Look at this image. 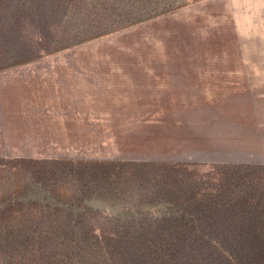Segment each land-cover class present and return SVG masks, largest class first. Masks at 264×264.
Here are the masks:
<instances>
[{"label": "rangeland", "instance_id": "1", "mask_svg": "<svg viewBox=\"0 0 264 264\" xmlns=\"http://www.w3.org/2000/svg\"><path fill=\"white\" fill-rule=\"evenodd\" d=\"M253 26L256 32L241 34L232 0H0V75H30L28 80L3 81L0 95L45 100L51 114L72 106L63 104L62 99L75 97L78 112L109 116L103 121H78L72 136L62 135L59 121L47 119L45 129H41L43 121L35 119L33 123L40 128L31 129L28 146L0 145L3 160L64 159L69 162L59 163L70 168L63 171L66 176L57 178L53 188L33 185L28 173L5 168L0 172V209L7 200L24 201L12 211L27 220L38 215L52 194L63 208L72 206L79 183L77 172L70 167L74 160L264 165V24ZM62 64L92 66L101 71L85 73L93 76L90 81L77 79L72 83L37 78L38 70H53L51 66ZM22 65L33 67L26 72L21 70ZM145 65L217 66V81L249 82L245 85L252 88H217V96L204 104L141 102L152 99L139 95L143 92L140 80L149 74L139 71ZM42 66L46 68H39ZM35 108L38 110V105ZM174 112L205 113V117L214 113L217 119L189 120L193 126H201L194 133L186 127L174 128V120H162L145 129L140 121L130 118ZM193 135L200 136L205 144L216 140V146L180 144L183 137L191 140ZM133 179L123 178L107 193L94 185L88 187L86 195L110 199L108 203L93 199L90 209L107 214L157 211L152 208V186L145 189ZM162 209L167 207H158ZM92 219L77 227L123 228L99 216ZM139 223L144 222L128 223L127 227L137 228ZM4 225L0 230L22 228L15 220Z\"/></svg>", "mask_w": 264, "mask_h": 264}, {"label": "trees", "instance_id": "2", "mask_svg": "<svg viewBox=\"0 0 264 264\" xmlns=\"http://www.w3.org/2000/svg\"><path fill=\"white\" fill-rule=\"evenodd\" d=\"M59 162L69 161L0 158V172L23 171L33 185L53 188L58 177L68 174L63 171H70ZM70 163L79 180L70 209L63 208L52 194L38 215L22 220L12 210L24 201L3 204L0 228L13 220L22 228L0 230V264H264V165L125 160ZM123 178H134L145 189L151 185L155 195L151 205L157 211L107 214L90 209L93 199L102 203L110 199L86 195L88 187L94 185L107 193ZM160 206L167 209L158 210ZM93 216L123 228L77 227ZM137 221L144 223L127 227ZM154 224L157 227L152 228Z\"/></svg>", "mask_w": 264, "mask_h": 264}, {"label": "crops", "instance_id": "3", "mask_svg": "<svg viewBox=\"0 0 264 264\" xmlns=\"http://www.w3.org/2000/svg\"><path fill=\"white\" fill-rule=\"evenodd\" d=\"M234 3V18L235 23L240 28L241 34L243 31L246 34H252L257 31V28L253 25L264 24V0H232ZM261 17V18H260ZM248 66V65H245ZM21 70L30 72V68L33 65H22ZM53 70H38L37 78L42 80H52L54 82L64 81L66 83L75 82L77 79H84L86 81H90L93 77L91 74H85L87 72H96L101 71L97 69H93L95 67H82L79 65L72 64H62V65H54L51 66ZM46 68V67H39ZM91 68V69H89ZM142 69L139 71L144 74L142 76L141 83L143 86V92H139V95L142 97H151V100H143L141 102L146 103H168V104H181V105H191V104H204L211 103V98H215L217 96V88L222 87H230V88H252L249 85H245L243 81L237 80H225V81H217V66L211 65H159V66H141ZM103 71V70H102ZM46 72H50L52 74H46ZM59 72V73H58ZM157 72H162L164 74H153ZM30 75L25 76H15V75H0V85H2L3 81L14 82V80L23 81L24 79L28 80ZM147 83V84H146ZM264 83V82H263ZM264 87V85H263ZM6 91V90H5ZM0 92H2V88H0ZM238 93L240 91H233ZM242 93V91L240 92ZM23 95V94H22ZM56 98L54 101H57ZM63 100V104H68L72 106H68L64 111L54 112L51 114L50 111H47L45 106V100L38 99L35 100L33 97H29L27 95L23 96H9L6 93L4 95H0V145L15 147V144H19L23 147V145H27L30 141L29 136H32L33 133L31 129L37 126L40 128V124H34L33 120L37 119L38 121H43L41 124V129H45V120L53 119L59 121V127L63 130V134L66 136H72L70 133L72 130H76L79 126L78 121L81 120H108V115L100 114L95 116L93 113L87 114L78 112L75 108L74 104H77V99L71 98L68 100ZM62 100L60 102H62ZM35 105H38V110L35 108ZM39 105H42V108H39ZM41 111H40V110ZM63 109V108H60ZM55 110V109H53ZM183 112H174V113H144L143 115L130 117L134 119V121H140L141 125L146 129L147 126H151L154 124H159L162 120H174L172 123L174 128H187L194 133H197L201 126H193L189 123V120H215L217 116L214 113L208 114V117H205V113L203 115L199 114H187L184 115ZM232 118V117H231ZM243 119V118H241ZM65 121L64 123H61ZM187 123H186V122ZM102 124V122H101ZM135 125V127L141 126ZM93 128V123L90 126ZM264 127V126H263ZM18 135H22V139L18 137ZM26 137V139H24ZM183 137L179 142L184 143L183 145H192V147H215L216 140H208L203 142V139L200 136H194L191 140L184 139ZM38 141V140H37ZM235 143V142H233ZM245 145V143H243ZM235 145V144H234ZM19 146V147H20ZM28 146V145H27Z\"/></svg>", "mask_w": 264, "mask_h": 264}]
</instances>
